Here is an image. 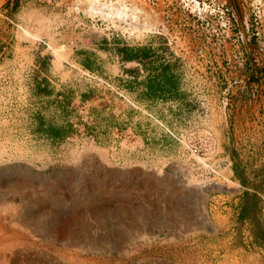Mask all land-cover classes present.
I'll list each match as a JSON object with an SVG mask.
<instances>
[{
	"label": "rangeland",
	"instance_id": "374dc122",
	"mask_svg": "<svg viewBox=\"0 0 264 264\" xmlns=\"http://www.w3.org/2000/svg\"><path fill=\"white\" fill-rule=\"evenodd\" d=\"M89 1L0 0L15 264H264L239 222L250 192L264 227V0H99L144 32Z\"/></svg>",
	"mask_w": 264,
	"mask_h": 264
},
{
	"label": "bare ground",
	"instance_id": "6f19581e",
	"mask_svg": "<svg viewBox=\"0 0 264 264\" xmlns=\"http://www.w3.org/2000/svg\"><path fill=\"white\" fill-rule=\"evenodd\" d=\"M103 1V0H102ZM99 0H91V2L89 1V4H87V11H89V13L93 16H98V15H102L103 13L105 15H107L108 18L111 19H120L122 21H125L126 18H130L132 19V21L134 23L135 26L137 25V28L141 29V31H150L152 29V24L150 23H145L147 21H141L139 19V16H137L135 13V15H131L129 14L128 10H126L125 7H121V8H109L107 4L101 5V3H99ZM142 5V4H141ZM119 6V5H118ZM126 6V5H125ZM145 6V5H144ZM111 7V6H110ZM117 7V6H116ZM134 10V9H133ZM133 12V11H132ZM138 13V12H136ZM140 15V14H139ZM140 18H142L140 16ZM151 18V17H149ZM155 18V17H154ZM148 19V18H147ZM150 20V19H149ZM153 20V19H152ZM126 22V21H125ZM142 22H144L142 24ZM152 22V21H151ZM154 22V21H153ZM142 26V27H141ZM140 31V30H139ZM41 34V33H40ZM37 37V36H36ZM24 182V181H23ZM30 182V181H29ZM22 184V183H21ZM24 184V183H23ZM16 185V184H15ZM17 186V185H16ZM199 186V185H197ZM19 187V186H18ZM22 187V186H21ZM26 187V186H25ZM208 190L213 189V188H222L221 186H218L215 183H212L210 185L207 186ZM24 189V188H23ZM202 191H204L205 186H200V188ZM19 190V189H18ZM17 191V190H16ZM206 198L204 197L203 200H205ZM5 204V203H4ZM3 204L2 199H0V264H15L16 261V257H15V249L19 246V245H23L25 246L23 243H20V237L17 236V232L15 231V229L13 228L14 225V221L15 218L19 220V222L23 221L21 217H19L16 213L15 210H13L10 206H5ZM205 211V210H204ZM13 212V213H12ZM11 216V217H10ZM9 218H14L9 220ZM9 220V222H7ZM208 220V219H206ZM209 221V220H208ZM26 222V221H25ZM13 225V226H12ZM22 225V223L20 224ZM18 229V228H17ZM40 232V231H39ZM60 237V236H59ZM74 237V236H73ZM25 238V237H24ZM25 240V239H24ZM23 240V241H24ZM74 240V239H73ZM50 243V242H49ZM30 247V246H29ZM28 247V248H29ZM26 248V249H28ZM32 248V247H31ZM22 248L20 247V249L18 251H20ZM45 249V248H44ZM17 251V250H16ZM27 251V250H26ZM25 251V252H26ZM24 252V251H23ZM61 253V252H60ZM23 254V253H22ZM34 255V254H33ZM19 256V255H18ZM17 256V257H18ZM40 256V255H39ZM37 258V257H36ZM30 260V258H29ZM36 260V259H35ZM39 260V259H38ZM40 261V260H39ZM33 262V261H32ZM31 264V263H30ZM35 264V263H34ZM51 264V263H50ZM75 264V263H74Z\"/></svg>",
	"mask_w": 264,
	"mask_h": 264
},
{
	"label": "trees",
	"instance_id": "16d2710c",
	"mask_svg": "<svg viewBox=\"0 0 264 264\" xmlns=\"http://www.w3.org/2000/svg\"><path fill=\"white\" fill-rule=\"evenodd\" d=\"M126 52L129 50H125ZM127 60L132 59V56L126 54L124 57ZM166 79V78H165ZM167 83H170V79L165 80ZM154 84L152 82H148L146 87L151 91ZM50 136L53 139H56L61 136L60 129L50 128L49 129ZM234 173L238 180L246 187H252L256 190H261L260 183H256L253 185L250 183L249 179L246 176H243V170L239 164H235ZM249 221L251 225V234L253 236L254 244L261 248L264 251V227L261 222V201L260 199L250 192H244L242 197L240 213H239V222ZM264 260V256H263Z\"/></svg>",
	"mask_w": 264,
	"mask_h": 264
},
{
	"label": "water",
	"instance_id": "95a60500",
	"mask_svg": "<svg viewBox=\"0 0 264 264\" xmlns=\"http://www.w3.org/2000/svg\"><path fill=\"white\" fill-rule=\"evenodd\" d=\"M226 1H228L232 5L236 4L235 0H226ZM238 27H239V30H240V33H241V36H242V43H243V46H244V48L246 50V55L249 58L250 46L248 44V40H247V36H246V32H245L244 26H243L242 21L240 19L238 20Z\"/></svg>",
	"mask_w": 264,
	"mask_h": 264
},
{
	"label": "built area",
	"instance_id": "2783aa9c",
	"mask_svg": "<svg viewBox=\"0 0 264 264\" xmlns=\"http://www.w3.org/2000/svg\"><path fill=\"white\" fill-rule=\"evenodd\" d=\"M192 154H198V150L197 149H194L193 151H192Z\"/></svg>",
	"mask_w": 264,
	"mask_h": 264
},
{
	"label": "crops",
	"instance_id": "0c3cea01",
	"mask_svg": "<svg viewBox=\"0 0 264 264\" xmlns=\"http://www.w3.org/2000/svg\"><path fill=\"white\" fill-rule=\"evenodd\" d=\"M114 1H116V0H114Z\"/></svg>",
	"mask_w": 264,
	"mask_h": 264
}]
</instances>
